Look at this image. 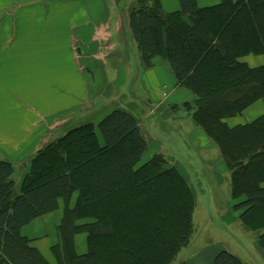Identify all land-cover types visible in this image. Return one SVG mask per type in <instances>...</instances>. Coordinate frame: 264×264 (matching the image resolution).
<instances>
[{"label":"trees","instance_id":"trees-1","mask_svg":"<svg viewBox=\"0 0 264 264\" xmlns=\"http://www.w3.org/2000/svg\"><path fill=\"white\" fill-rule=\"evenodd\" d=\"M179 4L166 12L159 0H136L128 11L130 36L145 68L156 58L168 62L177 84L193 95L191 118L217 146L230 172L231 196L242 197L233 209L258 233L264 252V114L245 124L225 122L264 101V65L239 60L264 54V0ZM147 145L136 117L115 108L37 151L19 190L13 163L0 160V264H50L21 228L73 192L76 202L65 206L58 227L60 243L51 248L56 264H172L193 233L194 195L160 154L137 166ZM86 217L91 220L78 222ZM168 217L173 223L161 231ZM82 232L87 251L79 254L74 236ZM211 264L245 263L221 249Z\"/></svg>","mask_w":264,"mask_h":264},{"label":"crops","instance_id":"crops-1","mask_svg":"<svg viewBox=\"0 0 264 264\" xmlns=\"http://www.w3.org/2000/svg\"><path fill=\"white\" fill-rule=\"evenodd\" d=\"M135 1L46 0L44 4L54 5L56 12L42 14L35 21L39 30L34 33L30 17L16 13L17 0H0V10L13 7V13H0V160L13 163L17 190L37 151L72 128L97 124L112 110L114 95H126L124 88L132 78L139 87L136 74H140V89L157 92L156 105L168 108L192 103L193 95L177 84L168 62L156 58L151 68L144 67L128 28V11ZM220 1L196 0L199 7ZM159 2L166 12L180 8L179 0ZM239 60L257 67L264 65V54H247ZM130 100L135 98L130 96ZM120 105L136 117L130 106ZM240 114L243 120L230 124L237 115L225 122L234 126L256 119L264 114V101L257 99ZM96 134L104 145L101 133ZM61 217L62 213L52 218L55 227ZM39 218L45 220L46 215ZM32 221L22 226L21 234L41 238L40 225ZM39 242L32 244L43 254ZM214 255L195 254L185 262L211 264Z\"/></svg>","mask_w":264,"mask_h":264},{"label":"rangeland","instance_id":"rangeland-1","mask_svg":"<svg viewBox=\"0 0 264 264\" xmlns=\"http://www.w3.org/2000/svg\"><path fill=\"white\" fill-rule=\"evenodd\" d=\"M25 1L17 0L16 13L18 16L27 15L30 17L28 23H33L30 30L37 33L39 22L35 21L39 20L42 14L56 12V9L54 5L46 6L44 4L46 0ZM10 7L2 6L0 13H13L12 9L10 11ZM52 7L55 10H52ZM18 24L22 25L23 22ZM247 28L245 26L244 30H247ZM240 31L243 32L242 29ZM133 45L136 47L135 43ZM135 56H137V50ZM139 76L140 74H136V81L139 83V87H137L132 78L127 83V87L124 88L126 95L115 94L112 98L113 105L110 107L112 110L115 108H126L120 104H127L128 108L130 106L138 118L148 145L137 166L142 165L153 154H160L164 158V166L176 167L193 192L195 200L192 214L193 233L188 246L181 249L172 264L184 262L195 254L212 255L214 252L216 255L221 249H225L237 256L245 264H264V256H262L264 252L258 247V233L244 227L238 219L239 211L233 209V206L242 197L233 198L231 196L230 172L227 170L217 146L193 122L191 105H173L168 108L156 105L157 92L150 93L156 98L151 100L150 94L140 89ZM130 96L135 98V101H131ZM163 96L165 97L163 94L161 99H163ZM238 115H235L237 116L236 120H231L230 124L243 120V114ZM75 193L78 195L77 192H73L67 202L59 199L60 201H57L56 207L45 214V220L37 217L32 221L37 226L40 225L39 228L42 229V235L41 238H27L31 243L40 241L38 246L43 252L41 254L50 264H56L51 248L55 243H60L58 227L61 224L65 206H70V202L73 205L72 201L77 199V196L76 198L74 196ZM122 201L126 204V200L122 199ZM259 211L261 212L260 215H262L260 224H264V205L260 206ZM61 213L62 217L58 220V225L55 227L54 223H52V218L58 219V215L60 218ZM90 220L91 218L86 217L78 222L82 223ZM172 223L173 220L168 217L163 222L164 226L161 231H165L164 227L168 228ZM250 224L254 225V223ZM74 244L77 253L80 254L87 251L86 233L76 234L74 236ZM112 248L114 249V245Z\"/></svg>","mask_w":264,"mask_h":264}]
</instances>
